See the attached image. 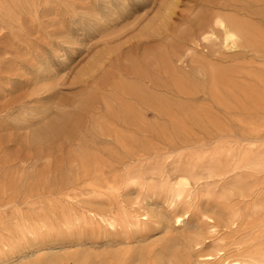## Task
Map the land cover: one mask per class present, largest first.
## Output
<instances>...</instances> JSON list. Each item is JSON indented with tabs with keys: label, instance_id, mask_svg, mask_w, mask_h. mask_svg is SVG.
Returning a JSON list of instances; mask_svg holds the SVG:
<instances>
[{
	"label": "bare ground",
	"instance_id": "6f19581e",
	"mask_svg": "<svg viewBox=\"0 0 264 264\" xmlns=\"http://www.w3.org/2000/svg\"><path fill=\"white\" fill-rule=\"evenodd\" d=\"M103 2L105 12L87 13L91 34H103L130 13L128 0ZM51 3L43 0L41 8L36 0H0V19L12 25L27 9L38 22L42 11L51 12L55 24L72 11ZM162 5L146 29L164 39L159 48L111 81L106 65L121 57L107 44L83 70L91 89L75 108L53 99L40 107L22 104L7 120L13 130H30L20 141L35 160L23 174L11 171L8 158L0 160V264H264V180L255 177L264 153L257 154L255 140L247 137L264 130V72L219 62L221 48L246 47L255 54L264 48V28L255 23L264 22V0ZM55 53L68 62L66 54ZM36 60L31 54L29 61ZM29 65L34 94L53 91L60 71L52 59L42 56ZM2 85L0 97L10 90ZM99 96L106 112L96 117ZM195 130H238L242 136L235 145L188 158L163 150L162 143L175 138L190 144ZM130 162L138 164L117 173ZM139 192L141 201H126ZM81 195L91 196L92 204L99 199L104 208L81 205ZM221 226L241 236L220 237ZM159 230L162 236L150 240Z\"/></svg>",
	"mask_w": 264,
	"mask_h": 264
},
{
	"label": "rangeland",
	"instance_id": "374dc122",
	"mask_svg": "<svg viewBox=\"0 0 264 264\" xmlns=\"http://www.w3.org/2000/svg\"><path fill=\"white\" fill-rule=\"evenodd\" d=\"M50 1L52 2V8H54L56 3L60 7L67 4L72 7V11L65 10L60 15V22L57 21L55 24L51 22L53 17L51 12L43 13L42 11L40 14L43 15L38 22L33 20L31 13L26 11L27 9L19 12V21L12 25L0 19V85L7 86L8 84L7 87L10 89L9 91L7 90L4 97H0V160L8 158L13 173H25L29 170L28 168L32 161L35 160L32 150L29 149L30 147L20 141V138L25 137L30 130L17 131L11 129L12 127L10 126H5L11 114L20 105L40 107L53 99L62 103L68 110H72L76 106L75 102L91 89V84H86L83 80V70L87 67L92 57L107 48V44L110 47L118 48V53L121 57L120 60L115 58L114 62L106 65V69L110 72L108 76L112 81L119 70H124L127 65H130V62L133 63L140 59V56L145 52L159 48L161 40H164L146 31L152 25H149V23L156 21L163 12V0H128L130 13L122 17L118 22L113 23L106 32L100 35L97 33L91 34V31L88 30V11L96 9L97 12H105L106 5L103 0ZM36 2L41 8L45 7L42 4L43 0H36ZM200 9L201 7L198 6L194 12H198ZM74 14L78 15L75 17ZM79 17L81 22L74 23L75 18L79 19ZM255 23L264 28V22L260 19H256ZM68 39L69 42H66ZM55 51H59L61 55L66 54L69 59L68 62L66 64L62 63L60 57L55 55ZM260 51V53L255 54L246 47L221 48L219 50V62L223 67L229 69L245 66L247 63L260 68L264 72V48ZM31 54L37 57V60L42 56L51 58L54 67L60 71L59 76L53 79L56 84L53 91L34 94L35 87H32L29 82V78L32 77V68L29 64L35 63L37 60L30 62ZM50 93L54 95L55 99L44 96L50 95ZM105 112L106 106L103 99L99 96V100L93 104L92 113L96 117H101ZM90 115L88 114L84 117V126L89 124L87 120ZM148 118L152 119V114H149ZM241 136L242 134L238 130H234L230 134H206L195 130V133L192 134L193 141L190 144H183L179 139L175 138L172 143L164 141L162 148L165 152L170 148H174L183 154L184 158H188L197 151H207V154H209L211 151H217L223 146L235 145L240 142ZM247 137L255 140L258 147L257 154L263 155L264 130L253 135H247ZM147 157H143L145 159L143 161L144 166L149 164L147 162L148 159L146 160ZM226 160L230 161L231 158L226 157ZM170 161L171 159H168L167 163L172 168L173 165L169 164ZM45 163V160L40 161L38 167L41 168ZM137 164L138 162H130L128 165L118 166L117 173L123 174L130 167H136ZM234 177L235 175L232 174L228 179L232 180ZM255 177L264 180V167L256 173ZM203 186L199 187L202 188ZM143 196L144 194L142 193H132V195L126 196L125 199L128 202L141 201ZM89 198L91 196L88 195L78 197L81 201L85 200L80 203L81 205L104 208L98 203L99 199L92 198L95 202V204H92L91 201H87ZM220 230V237L238 239L241 236V232H235L234 228L231 227L221 226ZM160 234H162L160 230L152 232L150 240L156 237L157 239L160 238L162 236ZM213 239L214 237L209 236L206 241L210 242ZM24 245L26 246V244ZM99 247L96 246V248Z\"/></svg>",
	"mask_w": 264,
	"mask_h": 264
}]
</instances>
